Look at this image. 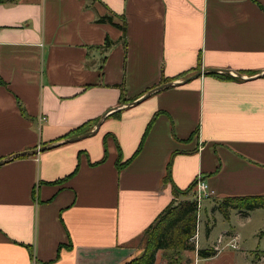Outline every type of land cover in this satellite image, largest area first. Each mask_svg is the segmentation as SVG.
Returning <instances> with one entry per match:
<instances>
[{"label": "crops", "instance_id": "obj_1", "mask_svg": "<svg viewBox=\"0 0 264 264\" xmlns=\"http://www.w3.org/2000/svg\"><path fill=\"white\" fill-rule=\"evenodd\" d=\"M103 16L125 22L126 46L119 28L97 22ZM79 128L92 133L64 138ZM7 158L0 264H125L140 255L138 242L173 188L199 175L218 203L264 196V0L0 4V160ZM203 202L198 250L214 251L222 234L237 237L238 248L208 258L183 251L176 264H264V219L247 238L239 230L264 209L232 210L226 220L218 203ZM164 255L155 264H168Z\"/></svg>", "mask_w": 264, "mask_h": 264}, {"label": "trees", "instance_id": "obj_2", "mask_svg": "<svg viewBox=\"0 0 264 264\" xmlns=\"http://www.w3.org/2000/svg\"><path fill=\"white\" fill-rule=\"evenodd\" d=\"M15 0H0V4L14 3ZM98 23H108L122 32L121 40L123 45L126 46V24H116L113 22V18L110 16H103L97 19ZM113 43L107 38L104 43V48H109ZM186 73L177 75L174 78L163 79L161 83L172 82L174 80L184 78ZM121 90L120 104H124L127 100L122 97L123 85L118 86ZM151 123L148 124L145 135ZM89 128H79L71 132L68 137L76 136L84 132H88ZM143 137V140H144ZM143 140L140 143L138 149L134 153L129 162L135 158L140 152L143 144ZM120 156V152H119ZM104 160V159H103ZM127 164V162H126ZM117 166L120 168V157L117 160ZM78 168L68 175L66 178H70L75 175ZM65 178V179H66ZM64 179V180H65ZM170 181L169 175L164 179ZM195 187V182L184 190L173 188V198L169 205L163 209V211L154 219V221L143 232V240L145 246L139 256L126 262L125 264H155L156 254L159 251L165 253V258L168 259V264H176L174 256L180 254L183 251H193L194 247L190 243L191 237L195 233L196 217H197V203L195 199H190V194ZM183 196L185 199L177 202L176 198ZM256 209H264V196H249V197H228L223 199L217 206V211L221 213L224 219H229V212L236 210L241 216H247L251 211ZM141 236V237H142ZM214 251L197 250L199 257L208 258L214 256Z\"/></svg>", "mask_w": 264, "mask_h": 264}, {"label": "built area", "instance_id": "obj_3", "mask_svg": "<svg viewBox=\"0 0 264 264\" xmlns=\"http://www.w3.org/2000/svg\"><path fill=\"white\" fill-rule=\"evenodd\" d=\"M212 195H213V192L209 188L208 184L199 175L196 179L195 187H194V199L197 203L198 211L201 207V203L203 202V200L211 197ZM227 239L229 240L226 241ZM236 240H237V237L231 236L229 234H222L217 239L213 249L215 252L221 251L224 247H230L232 249H237L238 243ZM190 243L193 245L195 251L199 249V224L198 225L196 224L195 233L191 237Z\"/></svg>", "mask_w": 264, "mask_h": 264}, {"label": "rangeland", "instance_id": "obj_4", "mask_svg": "<svg viewBox=\"0 0 264 264\" xmlns=\"http://www.w3.org/2000/svg\"><path fill=\"white\" fill-rule=\"evenodd\" d=\"M185 199L183 196H179L176 198V201L179 202L181 200ZM190 199H194V189L192 191V193L190 194ZM206 200H209V202H212L213 203H218L219 200H210V199H204L203 201H206ZM205 202L202 203V206H201V215L203 214V207L205 206ZM219 204V203H218ZM211 219V218H210ZM234 219V218H233ZM264 219V211L263 210H260L258 212H256L254 214V218L250 221V222H247L245 223L243 226H240L239 227V230L241 232V234L244 236V238H247L249 236H251V232H252V229L254 228V226L259 223L260 221H262ZM199 220V216H198V212H197V217H196V224L198 225V221ZM201 220V219H200ZM243 222V220H242ZM232 223H235L232 222ZM227 224V223H225ZM224 227V222H220V224L216 227V229L214 230L213 234H212V238H216L217 234L219 233L220 229ZM145 246V241L143 240V236L140 238L139 242H138V249L140 251V253L142 252L143 248Z\"/></svg>", "mask_w": 264, "mask_h": 264}, {"label": "water", "instance_id": "obj_5", "mask_svg": "<svg viewBox=\"0 0 264 264\" xmlns=\"http://www.w3.org/2000/svg\"><path fill=\"white\" fill-rule=\"evenodd\" d=\"M210 71H204V72H199V73H196L194 75H192L191 77L187 78L186 80H184V82H188L192 79H195L196 77H199L201 75H205L207 73H209ZM173 83L169 82V83H165L163 85H160L154 89H152L151 91H149L146 96H149L151 93L155 92V91H158V90H162V89H165V88H168V87H171ZM132 104H136V103H132ZM100 126V122H98L97 126H96V130L97 128ZM92 132H88V133H85L84 135H82V137H75L74 139L72 140H76V139H80V138H83V137H87L91 134ZM50 148V146H47V147H40L38 149H35V150H32V151H29V152H23V153H20L18 155H15L13 157H10V159L12 158H18V157H22V156H25V155H36L38 154L39 152H43L45 151L46 149ZM9 160V158L7 159H2L0 160V165L6 163L7 161Z\"/></svg>", "mask_w": 264, "mask_h": 264}]
</instances>
